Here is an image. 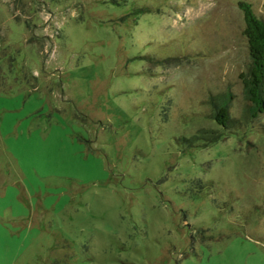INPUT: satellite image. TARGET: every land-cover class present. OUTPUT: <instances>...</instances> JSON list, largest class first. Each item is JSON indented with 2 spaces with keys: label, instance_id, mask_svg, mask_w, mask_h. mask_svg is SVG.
<instances>
[{
  "label": "rangeland",
  "instance_id": "rangeland-1",
  "mask_svg": "<svg viewBox=\"0 0 264 264\" xmlns=\"http://www.w3.org/2000/svg\"><path fill=\"white\" fill-rule=\"evenodd\" d=\"M241 2L0 0V264H264Z\"/></svg>",
  "mask_w": 264,
  "mask_h": 264
},
{
  "label": "trees",
  "instance_id": "trees-1",
  "mask_svg": "<svg viewBox=\"0 0 264 264\" xmlns=\"http://www.w3.org/2000/svg\"><path fill=\"white\" fill-rule=\"evenodd\" d=\"M240 6L245 14L247 22L245 35L248 39L249 50L252 57V68L247 78L246 88L248 97L254 104L251 115L253 118H256L257 116L264 114V20H261L256 16L249 3L241 2ZM147 7L148 6L137 8L135 6V8H130L129 12H131V14H137L138 12L140 14H146V11H148ZM139 13L135 16L138 17L140 15ZM211 100L216 110L215 120L222 126L223 130H229L235 127L237 122L231 117L227 105L216 103L213 97H211ZM223 134L224 132L222 131L217 134L210 132V135L213 138H210L209 141L215 142L220 139ZM198 137L199 136H196L195 138L197 139ZM205 137L208 138L207 136ZM202 139L204 140V138ZM183 140L184 142L187 141L185 138H183Z\"/></svg>",
  "mask_w": 264,
  "mask_h": 264
}]
</instances>
